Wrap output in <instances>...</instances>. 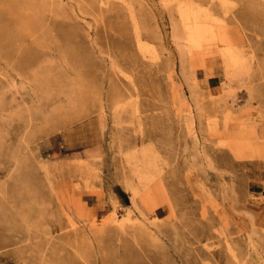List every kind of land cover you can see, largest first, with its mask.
<instances>
[{
  "label": "rangeland",
  "instance_id": "obj_1",
  "mask_svg": "<svg viewBox=\"0 0 264 264\" xmlns=\"http://www.w3.org/2000/svg\"><path fill=\"white\" fill-rule=\"evenodd\" d=\"M0 264H264V0H0Z\"/></svg>",
  "mask_w": 264,
  "mask_h": 264
},
{
  "label": "bare ground",
  "instance_id": "obj_2",
  "mask_svg": "<svg viewBox=\"0 0 264 264\" xmlns=\"http://www.w3.org/2000/svg\"><path fill=\"white\" fill-rule=\"evenodd\" d=\"M112 218H113V215H112Z\"/></svg>",
  "mask_w": 264,
  "mask_h": 264
}]
</instances>
